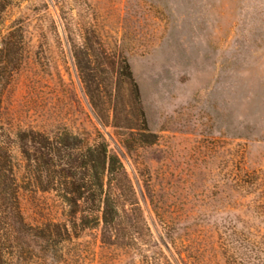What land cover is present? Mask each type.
I'll return each mask as SVG.
<instances>
[{"label":"rangeland","instance_id":"obj_1","mask_svg":"<svg viewBox=\"0 0 264 264\" xmlns=\"http://www.w3.org/2000/svg\"><path fill=\"white\" fill-rule=\"evenodd\" d=\"M29 130L118 157L120 223L69 206ZM7 159L0 264H228L264 236V0H0Z\"/></svg>","mask_w":264,"mask_h":264},{"label":"trees","instance_id":"obj_2","mask_svg":"<svg viewBox=\"0 0 264 264\" xmlns=\"http://www.w3.org/2000/svg\"><path fill=\"white\" fill-rule=\"evenodd\" d=\"M126 78H130V73ZM17 145L28 163L41 162L49 172V169H56L66 195L74 197L69 206L78 208V202H90L94 212L101 216L104 231L121 222L124 198L127 196L129 201L132 195L129 190L123 191L126 174L118 157L111 154L104 143L82 147L81 141L67 134L51 140L40 132L29 130L17 134ZM7 160H0V195L12 188L6 184L8 169L12 175L11 161ZM130 203L131 207L137 206L136 202ZM15 206L14 215L21 219L19 207ZM251 237L249 232H234L228 237V264H264V236Z\"/></svg>","mask_w":264,"mask_h":264}]
</instances>
